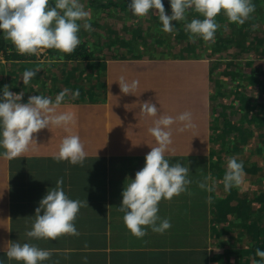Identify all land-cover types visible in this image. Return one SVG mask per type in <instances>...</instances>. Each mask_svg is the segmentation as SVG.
<instances>
[{
	"label": "crops",
	"instance_id": "1",
	"mask_svg": "<svg viewBox=\"0 0 264 264\" xmlns=\"http://www.w3.org/2000/svg\"><path fill=\"white\" fill-rule=\"evenodd\" d=\"M144 60L108 63L106 66L109 80L108 86L105 87H108V91L116 92L120 87L121 78L125 81L126 76H130L129 80L137 78L140 84L145 82V89H142L145 90V101H151L156 105L158 112L155 116L142 114V121L136 122L127 114V108H123L125 111L113 110V103L108 102L94 109L93 123L87 124L92 131L87 133L88 129L82 123L85 116L80 118L79 111L70 110V106L65 105V111L74 113V125H70L67 130L55 126H50V130L42 129L40 137L32 141L20 156L12 160L0 157V261L2 264H7L9 261L4 255V250L10 241L28 242L38 248L50 250L51 257L44 261V264H225L216 259L217 251L213 248L212 241L214 233L212 214L207 208L205 223L200 228L194 224L198 222L199 207L205 206L203 201L193 197L189 200L177 198L159 202L158 215L162 219H169L170 229L159 234L146 228V234L137 238L123 223V212L118 208L120 201H113L110 197L109 191L120 183V174L114 173L113 170H102V163L107 167L113 159L145 158L151 147L157 146L148 129L153 127V121L159 119L161 115L174 117L175 113L179 115L185 111L192 114L189 127H184L183 123L179 122L171 126L172 142L166 148V159L199 157L202 148L208 147L210 150L211 146L209 143L211 110L206 113L207 118L204 122V117L199 114L202 112L200 104L195 102L193 108L182 105L184 99L190 96L195 99L199 96L210 76L209 67L202 66L204 69H200L196 62L175 58L154 59L145 56ZM175 98L178 101L174 103ZM125 105L121 101L119 108ZM79 108L82 115L89 112L85 106ZM106 111H110V114L105 113ZM118 111L122 115L118 116ZM112 112L113 117L117 116L116 120H123L119 122L122 125L120 131H113L112 126L103 125V116L112 124ZM204 125L207 130L204 129ZM71 134L78 135L84 146L86 159L82 165H72L67 161L58 162L53 158L62 139ZM103 143L119 144L121 147V144L125 143L123 148H129V145L133 147L134 143H143V145L136 154L133 151L132 155L124 153L125 155L120 156L115 146L111 147L110 154L103 153ZM191 144L194 145L190 148ZM209 150L202 153L201 157L208 159L211 155ZM254 171L244 170V183L241 186L243 190L237 188L242 199H236V196L232 209L236 207L237 201L243 199L248 206H253L252 211L260 208L259 203L254 199L259 196L264 182L262 184L259 182L260 174ZM211 173L213 174V171H207L210 179H212ZM57 179L63 180L62 188L68 198L85 202L74 221L78 234H64L56 240L26 238L25 232L31 228L39 201L49 188L55 186ZM190 179L191 189L195 185L193 182L197 181L196 175L190 173ZM255 192L257 194H254ZM176 217H179V225L176 224ZM227 217L231 222L237 220L235 211L214 213L213 218L224 222ZM185 222L186 224L182 226ZM237 230L239 236L242 231ZM245 238L247 237L241 238V241L243 240L241 247L246 243L249 249L250 242ZM182 239L186 242L182 243ZM155 241L164 243L152 244ZM246 247L238 248L236 254L241 256L239 250L247 249ZM13 264L17 262L13 261Z\"/></svg>",
	"mask_w": 264,
	"mask_h": 264
},
{
	"label": "clouds",
	"instance_id": "2",
	"mask_svg": "<svg viewBox=\"0 0 264 264\" xmlns=\"http://www.w3.org/2000/svg\"><path fill=\"white\" fill-rule=\"evenodd\" d=\"M171 15L165 14L163 0H130L128 9L133 16L143 18L151 10L158 16L162 30L173 31V22L185 21L184 31L189 39L199 38L206 43L214 42L220 25L216 22L218 14L227 18L229 23L243 25L254 11L252 0H168ZM54 5V6H53ZM198 14L187 21L188 11ZM198 17H202L198 18ZM90 12L80 0H0V37L10 43L20 55H37L46 49H54L63 59V54H71L79 45L78 36L81 27L91 31ZM82 22V23H81ZM36 75L34 70L22 73L23 85H28ZM124 94L132 93L138 82L131 83L121 78L119 82ZM68 90H61L54 99L38 94L29 96L27 102H21L23 94L14 93L7 85L0 88V157L12 160L26 151L28 145L35 141L34 134L50 126L63 127L66 130L75 124L71 111L56 113V109L65 100ZM78 91L72 92L76 99ZM141 112L155 116L158 109L151 101L141 104ZM192 114L185 111L175 118L161 115L153 121L148 132L157 144L145 155L144 166L135 173L134 178L126 177L121 193L122 200L118 207L123 212V223L130 233L137 237L146 234V228L163 234L170 229L167 218L158 215L159 202L171 200L174 196L189 191L192 183L189 167L181 162L170 163L165 158V151L171 144V126L176 122L184 127L191 124ZM55 160L67 161L72 165H82L86 152L76 134L65 136L53 157ZM244 164L232 157L227 160L222 178L224 191L241 188L244 183ZM210 176L197 186L201 190L211 191L208 184ZM63 180L57 179L55 186L49 188L35 209L34 221L30 230H26L28 239L56 240L64 234L77 235L74 221L84 201L68 198L62 188ZM190 194V193H189ZM4 255L17 264H44L50 259L51 251L38 248L28 242H8ZM260 258L253 264H264V250L256 249ZM2 264V261H0Z\"/></svg>",
	"mask_w": 264,
	"mask_h": 264
},
{
	"label": "rangeland",
	"instance_id": "3",
	"mask_svg": "<svg viewBox=\"0 0 264 264\" xmlns=\"http://www.w3.org/2000/svg\"><path fill=\"white\" fill-rule=\"evenodd\" d=\"M124 1H130V0H99L100 5L96 9L90 6V3L88 0H80V2L84 5L85 9L90 12L91 16V31H86L83 29V27L80 28L78 36L80 39V43L82 41L88 42L91 45L90 50L93 52V60L86 65V73H81L83 70H80L81 67H77V65H81V62H72L67 61L64 57L63 59L60 58V54L58 55H52L51 51H48V49L44 50L40 53L39 56L37 55H18V56H24L21 59L18 60H11L7 61V57H9V54H11V49L9 46L13 45L10 43V41L4 40L3 45L7 46L3 49V51L0 52V88L7 85L9 87V90L14 93L21 92L23 94V98L21 102H27L29 96L42 94L45 96H48L52 99L55 98V96L64 89H67L68 92L65 96V100L61 103V105L56 109V113L64 112L66 109L64 108L65 105L70 106V110L79 111V117L85 116L83 118V125L86 127L87 133L91 130V127L88 128L87 124L93 123V119L95 118V112L94 109L97 108L100 105L108 104V102L113 103L112 108L113 110H122L123 108H127L126 111L129 117L136 120V122L142 121V113L141 112V104L145 102V82L138 83L137 88L129 94H124L121 89L117 88L116 92L108 91V80H109V74L107 71V64L110 62H120V61H145V56L151 57V56H158L157 58H166L169 59L168 56H170L167 52L169 47H164L162 45L158 44L157 40L168 39L169 44L172 46L177 47L176 45V37L175 35L179 32L184 34H187L184 31V26L181 24L182 21L174 22L176 23V26L173 25V31L171 33H166L162 30V25L158 20V16L154 14L151 10L149 11V14L146 15L143 18H138L136 16H133L130 10L124 11L121 9L123 8V2ZM52 3V0H50V4ZM113 4H117L118 6H115ZM252 4H254V0H252ZM54 6V5H53ZM254 13H251L249 15V18L245 21L244 24H250L252 27L249 28L251 31L245 35L246 39L241 42V45L243 47V51L246 52L247 48L251 46L252 44L256 45L255 48L257 51H252L251 53L244 54L239 56L236 60H240L241 65V71L243 72L244 77H248L249 79L246 80L244 77L243 79L240 78L236 81V83H231V87L223 88L221 95L216 94V90L218 89L216 87V90L213 88V86H210V81L212 74L210 73L212 66H210V59H208L209 55H215L218 54L215 52L216 47H218L221 44H224V42L230 40L235 36L234 31L230 32V29L232 30L233 27H237L238 25L235 23H229L227 18H225L224 23H219L220 27L217 29V32L215 34L214 42L206 43L203 40L199 38H195L193 40H186L188 43L194 44L193 49H196L195 55L192 53V56L187 55V58H184L183 60L187 62H196V65L200 69H204L202 66L209 67V80H206L205 87L201 90V93L197 98L193 99L190 97L184 99V104L187 107L191 106L192 108L195 106V102L200 104L202 107V112L199 114H202L204 117V122L206 120V113L208 110L214 109L215 111L211 114V121L215 123V127H217V114L218 112H222L225 114V117L227 118L228 122L232 120L234 122V125H238L239 123L242 124V127L246 129L248 120L247 118H252L254 116L253 112L248 111H256L254 107H245L247 110H244L240 107L239 109V103L237 101V96L231 95V97H226V92H224L226 89H232L231 93H241L244 92L245 96L247 98H256L258 97L260 99V96L262 100L256 101L255 104L257 105L256 108L261 111L264 115V44L259 42V39H262L264 37V0H259V3L257 6H254ZM165 8V14L171 15V9L164 6ZM194 16H198V14L191 12L190 10L186 13L187 21L192 19ZM218 16V15H217ZM201 18L202 17H198ZM258 20H260V23H258ZM82 23V22H81ZM96 25V26H94ZM137 26L138 28H142L143 30V39H139L138 41H135L137 44V49H132L131 47H122L121 42L123 40L130 41L132 39V27ZM177 28V30H175ZM114 31L115 33H112ZM93 32V35H92ZM224 37H223V36ZM100 38H106L105 41L100 42ZM175 38V39H174ZM118 41L117 45L113 47V52L108 50L107 48L104 51H99L98 42H100L103 47H105V43H109L108 41ZM145 40L149 43V45H145ZM110 41V42H111ZM79 43V44H80ZM159 49L160 51L156 50ZM181 47L178 46V49ZM250 48V47H249ZM251 49V48H250ZM170 51V50H168ZM186 49L183 48L181 50V53L179 55L177 52V49H173V52H175L176 57H180L182 52H185ZM163 52V53H161ZM177 52V53H176ZM18 54V53H17ZM219 54H223L220 52ZM114 55V56H113ZM135 55L141 56L143 55L144 59H137L133 58ZM160 55H165L166 57H162ZM117 56V57H116ZM189 56V57H188ZM116 57V58H115ZM236 57V54L234 55V58ZM178 60V59H177ZM235 60V59H234ZM221 65L227 66L229 61L226 59V57H223L221 59ZM239 62V61H238ZM247 64H250L247 65ZM220 65V66H221ZM259 67V69L257 68ZM83 68V67H82ZM84 69V68H83ZM25 70H34L36 71V75L31 78L30 83L28 85H23L21 79H22V73ZM85 70V69H84ZM89 71V72H88ZM219 71V72H218ZM215 73V76L219 75L221 73L222 68L218 69ZM240 73V70H239ZM129 74V73H126ZM222 74V73H221ZM79 75H81L79 77ZM238 76V75H237ZM221 77V76H220ZM228 77V76H227ZM227 77L224 78L221 77L219 80L227 81ZM81 78V83H80ZM130 76L125 77V81L131 83V81L135 80L138 82L137 78H133V80H129ZM99 80L101 83H99ZM74 81H77V83H74ZM103 83V84H102ZM76 86V87H74ZM209 86V88H208ZM78 87V88H77ZM78 91L79 95L76 97V99H72L71 95L72 92ZM114 91V89H113ZM224 95L225 97H222ZM210 96L214 99H216L217 96H221L219 98H222L223 100L220 102L219 98L216 99V102L218 104L211 103ZM121 101L124 102V107L119 108V105ZM177 98H175V102H177ZM237 101V102H236ZM128 104V105H127ZM192 104V105H191ZM85 106L88 108L89 112L87 111L84 115L80 114L81 109L79 107ZM176 109V107H174ZM124 110V109H123ZM217 110V112H216ZM125 111V110H124ZM85 112V111H84ZM114 112V111H113ZM112 112V124L108 121V119L103 116V125L104 126H112L116 132L120 131V126H122L119 122L123 121L120 119L116 120V117L114 115L113 117ZM108 115L110 114V111H106ZM199 114L198 117H199ZM117 115H122L120 111H118ZM178 116L176 113L173 118ZM200 118V117H199ZM181 123V122H179ZM211 123V122H210ZM204 129L207 130L206 126L204 125ZM218 129V128H217ZM92 131V130H91ZM234 129L232 130V132ZM210 141L211 143L210 150L208 147L202 148L200 151V155L202 153L207 152L208 150L211 152L210 157L207 159L208 163L215 162L213 165H211V170H216V167H218L217 162H221V166H225L229 158H236L238 161H241L245 165V162H248L251 164V170H255V173L260 174L259 182L261 184L264 182V141L262 140V137H257L258 135L264 134V130H260L257 128L255 122L251 125V132H247L246 137L249 136V138L246 140H242L243 142L240 143L242 147L243 152H235L234 149V140L235 138L240 139L241 135L237 134V131L235 132L236 136L233 135L232 138H229L227 141V145L229 150L231 152L227 153L226 155H223V158L220 160L216 154H213L212 149H217V151L220 150L218 147L219 144L214 143L212 139L214 138V134H216L214 131H212L210 126ZM41 130L34 134L35 139L40 137ZM60 135V133H59ZM114 137H117V135H113ZM229 136H232L231 132ZM60 137V136H59ZM224 137V136H223ZM88 138V136H87ZM243 138V137H242ZM241 138V139H242ZM240 139V140H241ZM88 142V140H87ZM226 142H223L220 144L221 146H225ZM105 144L103 143L102 152L103 153H111L113 146L116 147L117 150H119L120 156L123 155H132L131 153L136 154L140 151V146L143 145V143H134L133 147L129 145V148H123L125 146L124 144ZM194 144H191L190 148ZM186 145H183V147ZM112 147V148H111ZM225 148H227L225 146ZM192 152V150H190ZM125 153V154H124ZM128 164L133 167V170H136L131 175L133 178L135 177V173L139 171L145 164V159H139V160H127ZM170 163H175L176 161H169ZM181 162L182 165L189 167V170H191V165L196 166L195 161H189V162ZM198 164V170H202V161L197 162ZM100 165V164H99ZM93 164L91 165V167ZM90 167V168H91ZM245 167V166H244ZM89 169V168H88ZM102 170H113L114 172H117L118 170H128L123 167V162L120 161H111L109 165L106 167L102 163ZM220 171V170H219ZM222 175H224L225 170H221ZM216 171H213V174L211 173L212 179H210V182L208 183L211 187L212 193L222 192V198H214L213 203L212 199L208 200L206 208L209 210V212L212 214V221H213V239L214 242L213 248L216 253V259L218 261H221L225 264H240V262H244L246 264V261H250V264H253L251 262V258L249 256L243 258V255H237L238 248H245L246 246L241 247V238L245 237L243 235L238 236L239 229L237 222H231L230 218L227 217V220L223 223H218L214 220V211H224L226 213L232 212V204L234 201V195L232 193V189L228 192H223L220 189H224L222 184V178H215ZM214 175V176H213ZM131 178V177H130ZM190 187V185H189ZM218 189V190H214ZM190 193V192H189ZM186 193V197L181 196V200L184 199H190V194ZM262 193V194H261ZM210 195V191H205V197L208 199V196ZM114 201L118 202L117 199ZM223 201V202H222ZM259 203L260 207L264 208V183L261 185V192L256 200V203ZM214 209V211H213ZM186 211V209L184 210ZM200 212V211H199ZM178 213V212H177ZM177 215V214H176ZM199 215V214H198ZM203 215L199 218L200 220H203ZM261 218H264V211H259L257 216V221L261 223ZM174 219V218H173ZM169 220V219H168ZM176 224L179 225V217H176L175 219ZM186 222L182 225L184 226ZM261 225V224H260ZM181 226V227H182ZM180 227V228H181ZM229 227H231L229 231ZM264 227V226H263ZM237 228V229H235ZM262 229V225H261ZM151 229L149 228L148 231ZM262 231L259 233V236L261 235L260 239H263L264 234H262ZM264 232V231H263ZM263 237V238H262ZM173 242H177V240H173ZM182 243L186 242V240L182 239ZM199 242V238H198ZM163 241H155L152 244H162ZM238 244H240L238 246ZM243 244V243H242ZM259 244V240H255L252 243L250 242L249 248L253 245ZM248 248V246L246 247ZM7 264H13V261H8Z\"/></svg>",
	"mask_w": 264,
	"mask_h": 264
},
{
	"label": "trees",
	"instance_id": "4",
	"mask_svg": "<svg viewBox=\"0 0 264 264\" xmlns=\"http://www.w3.org/2000/svg\"><path fill=\"white\" fill-rule=\"evenodd\" d=\"M89 3H90V6L93 7V8H97L98 6H102L100 5L99 3V0H88ZM130 1H124L123 2V8L121 7L122 10L124 11H127L129 10L128 9V5H129ZM259 3V0H254V4L253 6H257V4ZM163 4L164 6H166L168 8H170L169 6V2L168 0H163ZM115 6H118L117 4H113ZM121 6V5H120ZM118 6V7H120ZM255 9V7H254ZM254 13V11L252 12ZM225 18L222 14H218V16L215 18L216 19V22L218 23H224L225 22ZM191 20V19H190ZM188 20V21H190ZM184 23L185 21H182L181 24H183L184 26ZM258 23H260V20H258ZM173 25L174 27L176 26V23L173 22ZM96 26V25H94ZM252 26L250 24H243V25H239L237 26L236 28L233 27V29L231 30L230 29V32L231 31H234V34L235 36H233V38H231L230 40L224 42V44H221L216 47L215 49V52L218 53V54H215V55H209L208 59H210V66H212V69L210 71V73L212 74V77H211V83H210V86L216 90V87L218 88L216 90V94H220L221 95V92L223 91L222 89L223 88H228V87H231V83H236V81L240 78L243 79L244 75L243 72L241 71V63H240V60H236L239 56L241 55H244V54H247L249 55V53H251L252 51H257L255 48H256V45L255 44H252L251 46H249L246 50V52H244L242 49V45H241V42L243 40H245L247 33L249 31H251V28ZM93 30V29H92ZM175 30H177V28H175ZM94 31V30H93ZM86 32V31H85ZM143 30L142 28H138L137 26H133L132 27V39L130 41H125L123 40V42H121L122 44V47H131L132 49H137V44L135 41H138L139 39H143ZM112 33H115L114 31H112ZM92 35H93V32H92ZM223 36V35H222ZM176 37V45L180 46L181 48L178 49V46L175 47V46H172L169 44V40L168 39H163L162 40H157L158 41V44L159 45H162L164 47H169L168 50L170 51H165L167 52L170 56H168V58H175L176 60H183L184 58H187V55H190L192 56V53H194L196 51V49L194 50L193 49V46L194 44L191 45V43H188L186 40L189 39V36L188 34H184L183 33H180L179 32L175 35ZM224 37V36H223ZM106 38H100V42H103L105 41ZM175 39V38H174ZM109 40L108 42L109 43H105V47H103V45L98 42V46H99V51H104L106 48L110 51L113 52V47L115 45H117L118 41H111ZM259 42L264 44V37L262 39H259ZM4 43V40L0 37V52L3 51L4 48H6L7 46H4L3 45ZM145 45H149V43L145 40ZM252 47H255V48H252ZM9 48L11 49V54H9V57H7V61H11V60H18V59H21L22 57L24 56H18L19 54H17L16 50L14 47L12 46H9ZM91 48V45L90 43L88 42H84L82 41L78 46L77 48L71 53V54H63V57L67 60V61H72V62H81L82 64L81 65H77V67H81L80 70H83L81 73H86V65L87 63L91 62L93 60V52L90 50ZM185 48L186 51L185 52H182L181 56L180 57H176L174 54L175 52H173V49H177V52L179 55L181 53V50ZM156 50H157V47H156ZM48 51H51V54L52 55H58L59 53L57 52V50H54V49H48ZM157 51H160L159 49ZM176 52V53H177ZM220 52H222L223 54H219ZM114 53V52H113ZM163 53V52H161ZM196 53V52H195ZM195 53L193 55H195ZM236 54V57L234 58V55ZM114 56V55H113ZM162 57H166L165 55H160ZM117 57V56H116ZM115 57V58H116ZM158 56H151L150 58H154L156 59ZM189 57V56H188ZM223 57H226V59L229 61L228 65L227 66H222L221 65V59ZM133 58H137V59H144L143 55L141 56H138V55H135ZM235 59V60H234ZM85 67H84V66ZM221 65V66H220ZM250 66V64H247ZM85 69H83V68ZM222 68V71L221 73H219V75L215 76V73H217L216 71H218V69ZM259 69V67H257ZM239 70H240V73H239ZM89 72V71H88ZM219 72V71H218ZM238 75V76H237ZM81 75H79L80 77ZM227 77V81H223V80H219V78L221 77ZM246 80H248L249 78L248 77H244ZM74 83H77V81H74ZM80 83H81V78H80ZM99 83H101V81L99 80ZM76 87V86H74ZM78 88V87H77ZM232 89L230 88L229 90L226 89L224 92H226V97H231V95H234V96H237V101L239 103V109L240 107L244 110H247L245 107H254V109L256 110L255 112L254 111H248V112H253L254 113V116L252 118H247L248 120V123H247V128L244 129L242 127V124H238V125H234V122L232 120V116H231V121L228 122L227 118L225 117V114H223L222 112H218L217 114V120H216V123L218 124V120L220 119H223V120H220L221 123L217 125L216 128L213 129V127H215V123L213 121H211V129L212 131H214L216 134H214V138L212 139V141H214V143L216 144H219L218 147L220 148L219 151H217V149H212L213 151V154H216V156L219 157V159L221 160L223 158V155H226L227 153L231 152V150H229L228 146L227 145V140L229 138H232L233 135H235L236 131H237V134L241 135L240 139L238 138H235L234 140H236L234 142V151L235 152H240L242 153L243 150H242V147L240 145L241 142H243L242 140H246L249 138V136L246 137V134L247 132H251V125L252 123L255 122L256 126L258 129L260 130H264V115L261 111H259L257 108H256V104L255 102L256 101H259V100H262L261 96H260V99L258 97L256 98H247V96H245V93L244 92H241V93H231ZM213 97V96H212ZM210 96V100H211V103H214L216 102V99H218L219 97L221 96H217L216 99L212 98ZM222 97H225L224 95H222ZM223 99L222 98H219V101L221 102ZM236 101V102H237ZM214 104H218V102L214 103ZM215 111L214 109L211 108V114L212 112ZM217 112V110H216ZM218 128V129H217ZM234 129V131L232 132V130ZM232 134V136H229V134ZM263 135V137H262ZM224 136V137H223ZM236 136V135H235ZM257 137L261 138L262 137V140L264 141V134L262 133L261 135H258ZM223 142H226L225 146L227 148H225V146H221L220 144H222ZM131 159H134V160H139L141 158H118V159H113L114 161H122L123 162V167L128 169V170H118L117 172H119L120 174V183L119 185H117L116 187H112V189L109 191L110 193V197L111 199L114 201L115 199H117L118 201H120V204H121V200H122V196H121V193H122V190H123V186H124V182H125V179L126 177H128L130 175V173L136 171V170H133V167H131L127 160H131ZM144 159V158H143ZM111 160V161H113ZM169 161H183V162H189V161H202V170H198V164L196 162V166L195 164L194 165H191V170L189 172V178H190V173L191 174H195L196 175V183L195 181L193 182V184H195L194 186H192V188L190 189L189 188V191H186L184 193H181L180 195L178 196H174L171 200H174V199H177V198H180L181 196L186 197V193H189L190 192V198H193V197H196L197 200L199 201H203L202 203L205 205L204 207H199L198 211L199 212V215H198V222H194V224L198 225V227L200 228L201 225H203L205 223V220H206V206H207V203H208V200L212 199V203H213V199L214 198H222V192H217V193H212V191H210V195L208 196V199L207 198H204L205 197V190H201L197 184L201 181L204 180V177L207 176V171H216V174H215V178H221L222 175V172L221 170H225V166H221V162H217L218 164V167H216V170H211V165H213L214 163L211 162L210 164L208 163V160L204 157H182V158H174L173 160H169ZM242 161V159H241ZM244 170H251V164H249L248 162H245V165H244ZM220 170V171H219ZM116 173V172H114ZM131 178H133V176L131 175L130 176ZM209 183V181H208ZM214 190H218V189H215L213 188ZM221 191L225 192L224 189H220ZM232 193L234 195V198H237L236 199H242V195L240 194V192L237 190V188H232ZM254 194H257L256 192ZM262 194V193H261ZM258 198V195L256 196V198L254 199L255 201L257 200ZM111 200V201H112ZM164 201H168V200H161L160 202H164ZM223 202V201H222ZM234 209H232V211H235L236 214H237V225L239 227V229L242 231L240 233V235H245L247 238H245V240H249V242H253L255 240H259V244L257 245H253L251 246V248H247V249H241L239 250V253L241 254V256L243 255V258L249 256L251 258V262H254V261H259L260 258L257 257L255 255V252H256V249L259 248L261 250H264V236L262 237L263 239H260L261 238V235L259 236V233L261 232V230L264 231V218L262 219L261 218V223L257 221V216H258V213L259 211H264V208L263 207H260L258 209H256L257 211H252L253 210V206H248L247 205V202L243 199L241 201H237L236 202V207H233ZM214 211V209H213ZM223 212L222 210L220 211H214V213H221ZM255 213V215H254ZM203 215V217L205 219L203 220H200L199 218ZM216 222L218 223H223V221H218L216 219H214ZM227 220V219H226ZM225 220V221H226ZM224 221V222H225ZM262 225V229L259 228L260 225ZM231 228V227H229ZM262 231V234H264V232ZM243 241V240H242ZM241 241V242H242ZM246 244V243H245ZM243 244V246L245 245ZM246 246V245H245ZM250 261H246V264H249ZM240 264H245L244 262H240Z\"/></svg>",
	"mask_w": 264,
	"mask_h": 264
},
{
	"label": "flooded vegetation",
	"instance_id": "5",
	"mask_svg": "<svg viewBox=\"0 0 264 264\" xmlns=\"http://www.w3.org/2000/svg\"><path fill=\"white\" fill-rule=\"evenodd\" d=\"M220 120H223V119H220ZM220 120H218V124H220L221 123V121Z\"/></svg>",
	"mask_w": 264,
	"mask_h": 264
}]
</instances>
